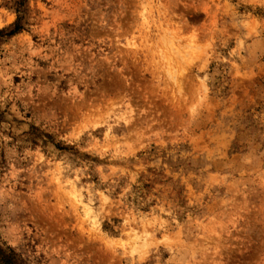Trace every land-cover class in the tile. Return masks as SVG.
Returning a JSON list of instances; mask_svg holds the SVG:
<instances>
[{"label":"rangeland","instance_id":"374dc122","mask_svg":"<svg viewBox=\"0 0 264 264\" xmlns=\"http://www.w3.org/2000/svg\"><path fill=\"white\" fill-rule=\"evenodd\" d=\"M0 264H264V0H0Z\"/></svg>","mask_w":264,"mask_h":264},{"label":"trees","instance_id":"16d2710c","mask_svg":"<svg viewBox=\"0 0 264 264\" xmlns=\"http://www.w3.org/2000/svg\"><path fill=\"white\" fill-rule=\"evenodd\" d=\"M17 31H19V28H17L14 32H17Z\"/></svg>","mask_w":264,"mask_h":264}]
</instances>
